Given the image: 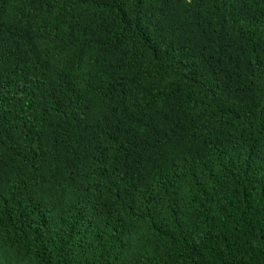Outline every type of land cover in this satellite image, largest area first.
Here are the masks:
<instances>
[{"label": "trees", "instance_id": "16d2710c", "mask_svg": "<svg viewBox=\"0 0 264 264\" xmlns=\"http://www.w3.org/2000/svg\"><path fill=\"white\" fill-rule=\"evenodd\" d=\"M0 264H264V0H0Z\"/></svg>", "mask_w": 264, "mask_h": 264}]
</instances>
